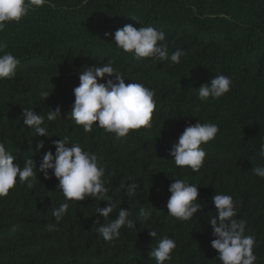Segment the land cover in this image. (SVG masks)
<instances>
[{
    "label": "trees",
    "instance_id": "obj_1",
    "mask_svg": "<svg viewBox=\"0 0 264 264\" xmlns=\"http://www.w3.org/2000/svg\"><path fill=\"white\" fill-rule=\"evenodd\" d=\"M128 23L163 30L170 54L177 47L184 50L181 64L137 63L115 48L105 32ZM0 39L21 61L15 80H0V140L20 148L16 155L21 163L25 156L38 163L50 140L68 135L107 165L109 195L117 209L128 207L135 215L136 206L143 205L153 211L149 222L122 229L118 240L107 243L94 232L96 221L103 223L95 209L106 202L88 199L73 203L56 230L48 232L46 225L55 223L51 209L61 197L55 191L58 181L38 173L40 182L33 189L18 184L0 199V264H155L148 257L155 246L151 228L177 241L165 264H219L207 224L214 213V192L233 196L238 218L247 221L246 231L256 238L258 264H264V178L252 173L264 164L258 155L264 136V0H49L19 24L8 25ZM109 58L127 78L155 89L153 129L114 140L103 129L94 126L86 134L70 120L59 119L49 125L54 136L33 137L20 121L21 108L43 114L59 105L63 118L74 99L78 72ZM220 73L233 78L231 91L201 103L196 88ZM42 91L50 93L43 101ZM199 119L216 123L219 132L202 145L207 155L200 172L181 173L169 149L184 127ZM41 139L45 147L36 151ZM173 174L198 184L204 204L203 212L184 224L168 217L164 207ZM129 176L140 184L135 198L118 187Z\"/></svg>",
    "mask_w": 264,
    "mask_h": 264
},
{
    "label": "clouds",
    "instance_id": "obj_2",
    "mask_svg": "<svg viewBox=\"0 0 264 264\" xmlns=\"http://www.w3.org/2000/svg\"><path fill=\"white\" fill-rule=\"evenodd\" d=\"M46 3L49 0H0V32H4L12 23L19 24L30 11L35 12ZM131 19L140 24L137 17ZM109 35L112 36L110 42L115 48L130 54L137 63L152 60L166 61L169 66L180 65L181 58L185 56L180 47L170 54L166 43L167 34L152 26L135 27L128 23L112 33L105 32V36ZM20 63V58L8 50L7 42L0 39V80H15ZM114 64L115 60L109 58L107 62L87 65L78 72L79 83L72 89L74 99L63 118L59 105L54 109L49 108L43 114L37 113L34 107H24L21 108L20 121L31 129L33 137L43 138L54 136L49 132V125L59 119L70 120L74 127L81 128L86 134L93 132L94 126L103 129L113 134L114 140H121L130 132L141 129L152 130L153 115L157 111L155 89L130 80ZM232 86V77L217 74L196 88L197 99L201 103L207 102L209 98L219 99L229 93ZM49 95L48 91H42L41 101ZM218 132L219 126L216 123L201 122L200 119L188 123L169 149L174 167L181 173H199L207 155L202 145L215 140ZM44 147V139L38 140L36 151ZM19 151L20 148H13L11 144L0 140V199L7 197L18 184L33 189L40 182L38 173H42L44 179L54 177L58 181L55 191L61 199L59 205L51 209L55 223L46 225L48 232L56 230L73 203L88 199L99 201V204L101 201L106 202L104 207L98 205L95 209L94 213L103 217V223L97 220L99 226L95 227L94 232L107 243L118 240L122 229L133 230L137 222L147 223L152 219L153 211L150 207L137 205L135 215L128 207L120 206L117 209V201L109 195L107 165L96 153L68 135L50 140L48 149L43 152L38 163L26 156L21 163L16 155ZM258 155L264 160V136L258 141ZM252 173L264 178V164L253 167ZM172 176L174 180L167 187L170 195L164 207L168 217L184 224L197 218L196 214L203 212L204 204L201 202L198 184L177 178L175 174ZM118 187L125 196L135 198L140 184L129 176ZM210 199L214 206V213L207 216V224L214 237L210 246L215 250L219 264H258L254 252L256 238L246 231L247 221L238 218L239 207L233 196L214 192ZM113 212L116 213L114 218L110 216ZM148 234L155 240V246L148 253L149 259H153L155 264H165L172 260V254L178 246L176 239L160 234L156 228L149 229Z\"/></svg>",
    "mask_w": 264,
    "mask_h": 264
}]
</instances>
